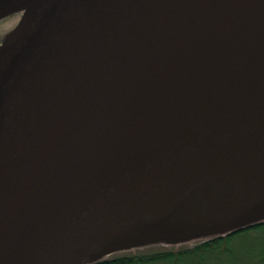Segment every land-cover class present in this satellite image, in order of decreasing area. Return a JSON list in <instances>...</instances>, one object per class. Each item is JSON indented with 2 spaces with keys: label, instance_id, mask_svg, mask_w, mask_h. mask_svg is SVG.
Segmentation results:
<instances>
[{
  "label": "water",
  "instance_id": "1",
  "mask_svg": "<svg viewBox=\"0 0 264 264\" xmlns=\"http://www.w3.org/2000/svg\"><path fill=\"white\" fill-rule=\"evenodd\" d=\"M14 14L0 264L264 217V0H0Z\"/></svg>",
  "mask_w": 264,
  "mask_h": 264
},
{
  "label": "trees",
  "instance_id": "2",
  "mask_svg": "<svg viewBox=\"0 0 264 264\" xmlns=\"http://www.w3.org/2000/svg\"><path fill=\"white\" fill-rule=\"evenodd\" d=\"M92 264H264V217L217 233L131 242Z\"/></svg>",
  "mask_w": 264,
  "mask_h": 264
},
{
  "label": "rangeland",
  "instance_id": "3",
  "mask_svg": "<svg viewBox=\"0 0 264 264\" xmlns=\"http://www.w3.org/2000/svg\"><path fill=\"white\" fill-rule=\"evenodd\" d=\"M20 19V14H14L12 17H7L3 23L0 24V36H3V39L8 36V34L11 32V30L16 26ZM225 230V228L217 227V228H211L206 229L204 232H221ZM201 233V232H200ZM190 236V235H189ZM186 237V236H183ZM105 257V256H104Z\"/></svg>",
  "mask_w": 264,
  "mask_h": 264
},
{
  "label": "bare ground",
  "instance_id": "4",
  "mask_svg": "<svg viewBox=\"0 0 264 264\" xmlns=\"http://www.w3.org/2000/svg\"><path fill=\"white\" fill-rule=\"evenodd\" d=\"M116 246H118L117 243L107 245V246L103 247L102 249H100L93 256H94V258L107 256L113 252V250L116 248Z\"/></svg>",
  "mask_w": 264,
  "mask_h": 264
},
{
  "label": "flooded vegetation",
  "instance_id": "5",
  "mask_svg": "<svg viewBox=\"0 0 264 264\" xmlns=\"http://www.w3.org/2000/svg\"><path fill=\"white\" fill-rule=\"evenodd\" d=\"M12 16H14V15H12ZM12 16H10V17H12Z\"/></svg>",
  "mask_w": 264,
  "mask_h": 264
}]
</instances>
